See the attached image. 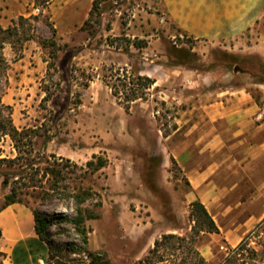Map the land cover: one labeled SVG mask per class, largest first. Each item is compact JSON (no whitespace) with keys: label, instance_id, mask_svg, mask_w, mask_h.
<instances>
[{"label":"rangeland","instance_id":"1","mask_svg":"<svg viewBox=\"0 0 264 264\" xmlns=\"http://www.w3.org/2000/svg\"><path fill=\"white\" fill-rule=\"evenodd\" d=\"M94 1L0 0V27H16L0 33V103L28 129L21 152L1 137L0 209L7 173L20 204L48 221L47 264L83 254L139 264L163 235L188 236L191 203L203 200L219 226L195 242L206 262L264 264V197L249 204L264 173L247 150L264 138V14L240 37L208 42L178 28L162 0H96L89 21ZM137 75L155 84L127 110L106 82L125 98ZM236 95L257 108L249 130L236 137L224 121L195 133L210 103ZM99 158L104 167L88 166ZM195 160L213 169L209 189L194 188ZM0 264H11L1 242Z\"/></svg>","mask_w":264,"mask_h":264},{"label":"crops","instance_id":"2","mask_svg":"<svg viewBox=\"0 0 264 264\" xmlns=\"http://www.w3.org/2000/svg\"><path fill=\"white\" fill-rule=\"evenodd\" d=\"M162 2L168 17L178 28L194 39L208 42L229 41L240 37L264 14V0H162ZM53 6L54 4H51L50 7L53 8ZM52 19L56 21L57 28L59 20L57 15H53ZM230 100L229 104L224 100L220 103L218 100L210 103L205 110L203 122L195 125V133L200 137L208 131L212 133L217 125L224 121L235 128L236 137H240L249 130L247 128H251L255 123L253 114L257 113V108L248 97L243 95H236ZM196 143L194 141V146H197ZM189 144V140L183 142L179 146V151L186 152ZM233 146V148H239L238 144ZM247 150L251 153L252 162H257L261 172L264 173V138L254 146L249 144ZM181 156L185 162L188 154L182 153ZM212 173V167L202 168L201 161L195 160L194 170L191 173L194 188L209 189V183L206 184V181H209ZM250 195L249 204L255 203L256 199L261 201L264 197V184ZM200 201L206 206L203 200ZM261 206H258L260 207L258 210L263 216L264 203ZM260 217L251 219L250 224L259 221ZM0 230V242L11 264L48 263L49 247L38 236L33 212L27 206L14 203L3 208L0 211Z\"/></svg>","mask_w":264,"mask_h":264},{"label":"trees","instance_id":"3","mask_svg":"<svg viewBox=\"0 0 264 264\" xmlns=\"http://www.w3.org/2000/svg\"><path fill=\"white\" fill-rule=\"evenodd\" d=\"M97 9L98 6L95 0L93 8L90 12L89 21L92 19L94 12H96ZM15 30L16 27L8 29H3L0 27V33L7 34L8 36L13 35ZM52 44L55 45L56 43L52 41ZM135 46L141 48L143 47V43L138 41ZM129 81V83H123L122 85L123 90H127L125 98H121L120 91L116 85H110L106 82V85L112 90V93L118 99V102L124 104L127 110L131 103L139 99H144L148 90L155 84V81L152 78L144 75H137L136 79H130ZM128 84L132 85V87L127 89ZM27 130L28 129L19 130L13 123L11 107L0 103V140L3 136H10L16 150L21 152L25 145L24 135ZM5 160L6 159H0V162ZM88 166L93 167L94 170H99L105 166V161L99 158L97 164L94 162H89ZM2 176V185L4 187L11 185V193L6 196L5 203L0 211L8 205L21 203L17 197L18 189L16 186L10 183L9 175L7 173H3ZM32 212L35 218L36 232L38 236L47 243L46 232L49 225L48 221L37 211ZM191 216L193 218L194 225L191 229V233L188 236L182 237L175 234L163 235L161 239H158L154 242V246L149 251V254L145 259L139 261V264H158L169 261L170 256H174L173 254L176 253V251H179L182 256L180 259H177V261H171V264H208L195 247V242L202 233H219V228L207 207L198 199L191 203ZM49 255L50 259L52 256L50 248ZM93 262L94 264H101V259H98L96 256H94Z\"/></svg>","mask_w":264,"mask_h":264},{"label":"built area","instance_id":"4","mask_svg":"<svg viewBox=\"0 0 264 264\" xmlns=\"http://www.w3.org/2000/svg\"><path fill=\"white\" fill-rule=\"evenodd\" d=\"M81 264H94L92 259L90 258L89 255L87 254H83V257H82V263Z\"/></svg>","mask_w":264,"mask_h":264}]
</instances>
